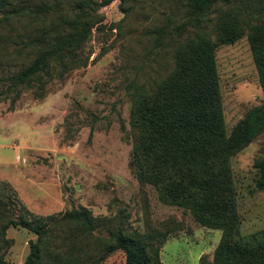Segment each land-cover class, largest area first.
<instances>
[{
  "label": "trees",
  "instance_id": "trees-1",
  "mask_svg": "<svg viewBox=\"0 0 264 264\" xmlns=\"http://www.w3.org/2000/svg\"><path fill=\"white\" fill-rule=\"evenodd\" d=\"M115 1L0 0V103L15 104L29 90L42 96L48 83L80 67L76 52L90 29H103L100 10ZM171 1L176 10L151 33L156 48H172L174 67L156 87H136L130 111L132 168L162 203L186 209L202 226L222 231L212 264H264V230L242 234L230 165L264 134V101L229 134L216 55L220 46L247 35L264 91V0ZM217 5L222 9L209 30ZM255 167L263 190L264 159ZM109 224L87 208L37 216L0 182V264H14L2 253L11 245V227L37 236L21 264H104L117 250L125 253L126 264H162L167 236L128 232L122 223L106 228V237L96 235Z\"/></svg>",
  "mask_w": 264,
  "mask_h": 264
},
{
  "label": "rangeland",
  "instance_id": "rangeland-1",
  "mask_svg": "<svg viewBox=\"0 0 264 264\" xmlns=\"http://www.w3.org/2000/svg\"><path fill=\"white\" fill-rule=\"evenodd\" d=\"M221 9L214 8L209 30ZM171 10H176L171 0H116L100 10L103 29H90L76 52L80 67L48 83L42 96L29 90L15 104L0 103V182L37 216L87 208L110 223L97 236L106 237V228L122 223L128 232L167 236L162 264H212L222 231L162 203L154 187L137 180L131 165L136 87H156L174 67L172 48H156L151 33ZM216 55L230 134L262 104L264 91L247 35L220 46ZM261 159L264 134L230 159L243 235L264 230V189L257 186L255 167ZM7 236L5 259L23 263L37 236L21 227H11ZM104 264H126V255L117 250Z\"/></svg>",
  "mask_w": 264,
  "mask_h": 264
}]
</instances>
